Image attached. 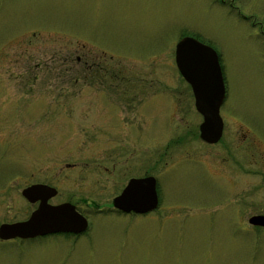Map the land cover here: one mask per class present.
I'll use <instances>...</instances> for the list:
<instances>
[{"label": "rangeland", "instance_id": "1", "mask_svg": "<svg viewBox=\"0 0 264 264\" xmlns=\"http://www.w3.org/2000/svg\"><path fill=\"white\" fill-rule=\"evenodd\" d=\"M185 37L220 57L215 145L176 65ZM105 150L164 157L159 210L0 243V264H264L249 224L264 214V0H0V184Z\"/></svg>", "mask_w": 264, "mask_h": 264}, {"label": "flooded vegetation", "instance_id": "2", "mask_svg": "<svg viewBox=\"0 0 264 264\" xmlns=\"http://www.w3.org/2000/svg\"><path fill=\"white\" fill-rule=\"evenodd\" d=\"M101 56L107 57L106 51ZM78 61H81V57L78 58ZM199 138L201 139L200 135ZM203 143L208 145L204 141ZM81 154L84 155L81 159H91L92 163L85 162L81 168L68 163L58 170L49 167L44 172L39 169L37 171L33 170L31 175L34 180L23 187L19 176L17 178L18 182L0 184V227L3 224H15L29 219L39 209L40 205L46 202L50 206L69 205L73 207L76 213L88 220L87 229L80 233H52L45 237H35L29 240L0 239V243L33 242L49 237L78 241L97 226V220H93L94 216L96 218L100 215H107L109 217L133 219L142 216L147 217L150 213L159 210L161 207L160 178L162 177L159 174H163L161 163L163 164L164 159L162 155L153 160V155L144 152L139 153V151L105 150L98 153L81 152ZM91 164L92 166H90ZM152 164L155 166H152ZM157 166H160L161 170L154 172V169H159ZM150 177L155 179L159 198V204L155 210L147 213H137L135 211L126 213L115 207L116 199L122 195L131 181ZM28 187L34 188L33 201H29L23 196V191ZM238 194H241V191H238ZM22 201L27 205L26 213H21ZM259 215L264 216V214Z\"/></svg>", "mask_w": 264, "mask_h": 264}, {"label": "water", "instance_id": "3", "mask_svg": "<svg viewBox=\"0 0 264 264\" xmlns=\"http://www.w3.org/2000/svg\"><path fill=\"white\" fill-rule=\"evenodd\" d=\"M176 64L185 81L191 85L195 107L203 116L200 137L208 144L218 143L224 132L221 106L226 97V84L219 55L212 47L185 37L176 48ZM33 187L23 191V196L33 201ZM155 179L150 177L131 181L122 195L116 199L117 208L137 213H147L158 207ZM254 226L264 227V216H254L249 221ZM87 220L69 205L49 206L43 202L31 218L25 222L3 224L1 239H28L52 233H80L87 229Z\"/></svg>", "mask_w": 264, "mask_h": 264}, {"label": "bare ground", "instance_id": "4", "mask_svg": "<svg viewBox=\"0 0 264 264\" xmlns=\"http://www.w3.org/2000/svg\"><path fill=\"white\" fill-rule=\"evenodd\" d=\"M176 48H177V46H176ZM175 54H176V50H175ZM219 55V54H218ZM219 59H220V57H219ZM223 70V69H222ZM227 99V89H226V97H225V99H224V102H223V104H222V106H221V109H222V107H223V105H224V103H225V100ZM222 116V115H221ZM158 194V193H157ZM50 206V205H49ZM115 207H116V205H115ZM117 208V207H116ZM117 209H119V208H117ZM121 210V209H120ZM123 211V210H122ZM125 212V211H124ZM132 212V211H131ZM126 213H130V212H126ZM33 215V214H32ZM31 215V216H32ZM31 216H30V218H31ZM29 218V219H30ZM83 218H85V217H83ZM29 219H27V220H29ZM86 219V218H85ZM27 220H25V221H27ZM87 220V219H86ZM25 221H21V222H25ZM87 222H88V220H87ZM17 223H19V222H17ZM88 224V223H87ZM63 232H59V233H57V234H62ZM46 235H40L39 237H45ZM34 237H32V238H28V239H25V240H29V239H33ZM1 239V238H0ZM13 239H22V238H19V237H17V238H13ZM2 240H4V239H2ZM6 240H12V239H6Z\"/></svg>", "mask_w": 264, "mask_h": 264}]
</instances>
